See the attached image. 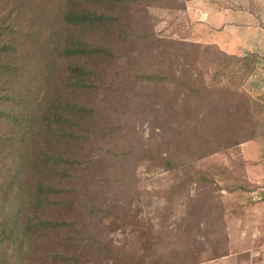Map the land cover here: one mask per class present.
I'll list each match as a JSON object with an SVG mask.
<instances>
[{
    "label": "rangeland",
    "instance_id": "374dc122",
    "mask_svg": "<svg viewBox=\"0 0 264 264\" xmlns=\"http://www.w3.org/2000/svg\"><path fill=\"white\" fill-rule=\"evenodd\" d=\"M113 1L72 0L121 16L107 32H84L114 53L93 67L96 88L74 87L68 66L83 61L37 51L24 60L29 130L20 138L25 130L0 128L30 156L59 95L97 111L78 139L44 140L50 153L80 164L48 166L44 181L73 188L76 207L43 217H77L102 242L80 264L106 262L103 246L128 254V264H182L189 249L188 264H264V0ZM60 3L43 0L24 24L42 17L63 27ZM175 78L193 91L207 84L209 96L186 98Z\"/></svg>",
    "mask_w": 264,
    "mask_h": 264
},
{
    "label": "trees",
    "instance_id": "16d2710c",
    "mask_svg": "<svg viewBox=\"0 0 264 264\" xmlns=\"http://www.w3.org/2000/svg\"><path fill=\"white\" fill-rule=\"evenodd\" d=\"M64 1L61 0L58 8L64 25L54 27L42 24V17L38 18H41L40 24H24L31 12L41 7L43 0H0V128L25 130L19 133L20 138L29 130L27 125L30 121L23 106L29 101V80L25 78L29 69L24 64L29 55L32 57L37 51H45L51 56L48 51L51 48L56 59L83 61L81 64H70L68 70L75 81L74 87H85L89 91L97 86L90 82V75L96 73L93 67L97 68L101 61L114 56L108 46L85 41L84 32L100 29L107 32L114 28L121 16L75 6L72 0ZM81 1L114 3L113 0ZM76 29L79 32L76 33ZM42 33H49L50 40H43ZM152 76L142 75V80L153 79ZM158 77L161 81L165 80L164 76ZM25 80L27 85H24ZM174 81L188 88L186 98L195 93L202 102L209 96L210 86L203 82L193 91L190 82L180 78ZM61 97L59 95L49 106L53 112L46 114V122L39 124L36 137L42 131L45 134L30 156L22 149L24 143L18 141V135L14 137L11 132L5 133V128L0 129V262L3 261V264L8 260L13 264H47L48 261L51 264H80L86 248L102 246L96 235L77 217H43V213L52 208L71 210L76 207V203L68 199L75 192L73 188L44 181L43 174L48 166L75 169L80 164L79 160L50 153L44 140L54 134L59 137L61 134L60 139L69 141L78 139L77 130L83 129V122L97 112L91 106ZM32 107L29 104L27 110ZM67 177L70 176L67 174ZM95 211L106 212L108 209L98 207ZM84 234L86 236L81 237ZM103 247L109 253L108 260L95 264H128V254L117 252L112 246ZM191 253L190 249L184 252L182 257L185 262L182 264H188Z\"/></svg>",
    "mask_w": 264,
    "mask_h": 264
}]
</instances>
